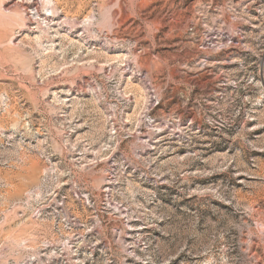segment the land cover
<instances>
[{
    "label": "rangeland",
    "instance_id": "obj_1",
    "mask_svg": "<svg viewBox=\"0 0 264 264\" xmlns=\"http://www.w3.org/2000/svg\"><path fill=\"white\" fill-rule=\"evenodd\" d=\"M0 264H264V0H0Z\"/></svg>",
    "mask_w": 264,
    "mask_h": 264
},
{
    "label": "bare ground",
    "instance_id": "obj_2",
    "mask_svg": "<svg viewBox=\"0 0 264 264\" xmlns=\"http://www.w3.org/2000/svg\"><path fill=\"white\" fill-rule=\"evenodd\" d=\"M50 1V0H49ZM25 8V7H24ZM53 10V9H52Z\"/></svg>",
    "mask_w": 264,
    "mask_h": 264
}]
</instances>
